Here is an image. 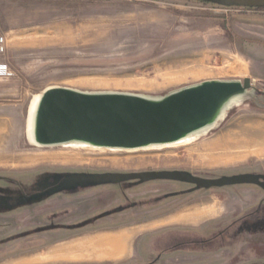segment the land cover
<instances>
[{
  "label": "rangeland",
  "instance_id": "1",
  "mask_svg": "<svg viewBox=\"0 0 264 264\" xmlns=\"http://www.w3.org/2000/svg\"><path fill=\"white\" fill-rule=\"evenodd\" d=\"M0 32L14 74L0 79V264L40 255L39 264H264V193L250 183L113 182L149 173L264 179V155L245 139L264 126V10L214 0H0ZM244 79L261 104L234 109L184 147L128 154L26 143L29 104L51 86L159 96ZM123 232L133 239L122 258L66 254ZM198 239L202 249L191 250Z\"/></svg>",
  "mask_w": 264,
  "mask_h": 264
},
{
  "label": "water",
  "instance_id": "2",
  "mask_svg": "<svg viewBox=\"0 0 264 264\" xmlns=\"http://www.w3.org/2000/svg\"><path fill=\"white\" fill-rule=\"evenodd\" d=\"M214 1L264 9V0ZM259 92L250 79L203 81L159 96L51 86L29 104L26 143L38 149L128 154L180 148L218 130L234 109L262 100ZM128 180L185 181L212 189L250 179L209 180L171 173L113 178L115 183Z\"/></svg>",
  "mask_w": 264,
  "mask_h": 264
},
{
  "label": "bare ground",
  "instance_id": "3",
  "mask_svg": "<svg viewBox=\"0 0 264 264\" xmlns=\"http://www.w3.org/2000/svg\"><path fill=\"white\" fill-rule=\"evenodd\" d=\"M263 131L264 126H260L254 131ZM254 131L249 134L246 132L245 139L249 145H254L258 154L264 155V135L254 134ZM258 148V149H257ZM67 156V155H66ZM55 161L60 159L68 160L69 157H53ZM133 239V233L123 232L118 235H106L96 238H90L87 240L80 241L67 250V255L71 257H79L80 259H107L114 258L119 259L126 255L128 252L130 243ZM37 261L23 260L20 264H33Z\"/></svg>",
  "mask_w": 264,
  "mask_h": 264
},
{
  "label": "flooded vegetation",
  "instance_id": "4",
  "mask_svg": "<svg viewBox=\"0 0 264 264\" xmlns=\"http://www.w3.org/2000/svg\"><path fill=\"white\" fill-rule=\"evenodd\" d=\"M258 10H264V9H258ZM258 96H263V95L260 92ZM258 103L261 104V101H258ZM88 178H90V179H88ZM241 178L250 179V180H248L246 182H242V183H250L252 186H255V187L259 188L264 193V179H262V177L259 178V177H255V176L254 177L253 176H238V177H235V178H232V179H241ZM82 179H84L85 182H92L93 179L95 180L96 178L94 177V175H88L87 174V175H84L82 177ZM219 180H223V179H219ZM128 181H132V180H128ZM85 182H84V184H86ZM103 182H104L103 184H106L105 181H103ZM122 183H125V182H122ZM236 184H241V183H236ZM194 185H196V184H194ZM254 210L257 211V212H260V206L259 207H256ZM252 215H253V213L250 214L248 218H251ZM150 241L152 243L153 240H150ZM151 243H149V245ZM191 246L193 247V248H191V250L192 249H197L198 250L200 248L202 249L203 244L200 242V239H198V240H195V242H192V245ZM185 248H187V247L185 246L184 249Z\"/></svg>",
  "mask_w": 264,
  "mask_h": 264
},
{
  "label": "built area",
  "instance_id": "5",
  "mask_svg": "<svg viewBox=\"0 0 264 264\" xmlns=\"http://www.w3.org/2000/svg\"><path fill=\"white\" fill-rule=\"evenodd\" d=\"M6 53H7L6 38L0 32V79H9L14 76V74L9 69V66L5 62Z\"/></svg>",
  "mask_w": 264,
  "mask_h": 264
},
{
  "label": "crops",
  "instance_id": "6",
  "mask_svg": "<svg viewBox=\"0 0 264 264\" xmlns=\"http://www.w3.org/2000/svg\"><path fill=\"white\" fill-rule=\"evenodd\" d=\"M37 259H40L39 261H44V262H47V260H45L46 258H45V256L44 255H40V256H37L36 258H35V260H37ZM23 260H19V261H16V262H14V263H11V264H20L21 262H22ZM41 262H36V263H41Z\"/></svg>",
  "mask_w": 264,
  "mask_h": 264
}]
</instances>
